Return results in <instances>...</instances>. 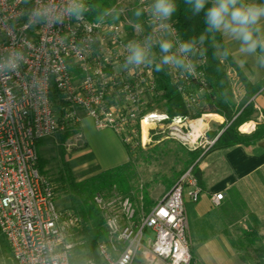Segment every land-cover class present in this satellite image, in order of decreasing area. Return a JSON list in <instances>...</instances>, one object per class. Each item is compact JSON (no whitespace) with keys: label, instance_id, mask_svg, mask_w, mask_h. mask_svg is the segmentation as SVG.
Wrapping results in <instances>:
<instances>
[{"label":"built area","instance_id":"2783aa9c","mask_svg":"<svg viewBox=\"0 0 264 264\" xmlns=\"http://www.w3.org/2000/svg\"><path fill=\"white\" fill-rule=\"evenodd\" d=\"M68 2L0 0V54L18 48L27 57L10 78L0 80V237L16 264H201L191 254L184 207V196L196 201L202 192L191 167L146 213L137 212L115 187L96 192L92 201L103 218L104 234L92 252L76 253L84 240L79 217L72 208L56 206L53 186L37 165V141L77 126L81 110L95 128L112 129L130 149L144 143V121L169 120V135L191 143L192 149L206 145L208 150L216 138L195 132L189 116L169 118L153 109L158 64L188 108L200 107L209 93L202 46L193 43L191 51H179L184 41L171 18L153 15L155 0H133L142 21L128 17L131 8L120 9L121 20L110 19L109 12L89 19L85 0H80L86 8L80 19L28 26L31 9L48 5L61 12ZM165 41L173 45L168 53L160 47ZM132 42L149 46L150 64L125 66ZM165 55L183 59L192 71L163 63ZM52 91L64 103L60 113ZM209 114L201 113L197 120ZM222 198L221 191L211 195L214 204ZM257 263L264 264V240Z\"/></svg>","mask_w":264,"mask_h":264},{"label":"crops","instance_id":"0c3cea01","mask_svg":"<svg viewBox=\"0 0 264 264\" xmlns=\"http://www.w3.org/2000/svg\"><path fill=\"white\" fill-rule=\"evenodd\" d=\"M241 2L250 4L246 0ZM258 27L261 31L257 36L264 38V18H261ZM219 33L237 69L251 84H259L250 99L255 111L239 127L240 131L251 132L257 123L264 122V63H261L264 51L256 49L254 53L241 52V40L230 33ZM225 63L229 75L238 83L239 93L245 95L246 90L238 82L236 70ZM208 116L219 119H209L204 125L206 132H220L224 118L218 113ZM79 121L85 123L87 129H93L95 134L92 141L96 145L104 143L116 153V161L105 169L128 161L126 147L112 129L98 130L82 110ZM76 131L77 134L80 131L79 122ZM211 138L214 137L206 134L205 139ZM74 152V155L81 154L79 148ZM96 164L97 161L93 165ZM197 166L202 192L196 201L184 196L192 257L201 264H258L260 245L264 240V137L249 145L237 144L211 150L199 160ZM78 167L88 172L86 163H79ZM220 191L223 198L214 204L211 195ZM252 229L255 230V236H248L247 231L252 232Z\"/></svg>","mask_w":264,"mask_h":264},{"label":"trees","instance_id":"16d2710c","mask_svg":"<svg viewBox=\"0 0 264 264\" xmlns=\"http://www.w3.org/2000/svg\"><path fill=\"white\" fill-rule=\"evenodd\" d=\"M119 1L120 0H85L84 3L87 6L86 15L89 19H99L110 9H114L109 18L121 20L123 16L120 9L131 8L133 10L128 11V17L133 19V22L142 21V14L139 16L135 15L138 11L135 3H129L126 8H123L120 6ZM174 2L176 4V11L171 16V20L177 29L179 37L184 43H199L207 57L203 73H205L209 93L206 95L205 101L200 107L194 109L188 108L180 93L177 91V88L171 85L164 75L162 64H158L159 70L157 66L155 75L159 90L157 101L161 104V111L165 112L169 118L174 116H189L195 118L200 116L201 113H218L224 118V121L220 132H207L209 137H215L216 139L206 152L201 153L199 149L189 150L190 162L178 173L172 182L168 183L166 190H168L177 177L189 167H191L193 174L197 177L198 183L200 184V170L197 165L199 160L207 152L237 144H253L264 137V122L257 123L251 132L244 133L238 129L243 122L252 117L255 111L250 99L253 93L259 88V84H251L243 73L237 69L226 51L219 31L207 30L208 25L205 22V14L208 8L212 6L213 0H207L204 9L198 13L194 11V0L193 3H189L188 0H174ZM255 4L264 5V0H255ZM254 35L257 36V33ZM201 37H203V39H201ZM257 49L260 51L259 47H257ZM219 50L221 51L220 54ZM225 62L229 63L236 70V74L241 79L246 90L243 99L238 104H235L232 100L227 81ZM51 99L54 103L55 111L60 113L64 103L59 100L58 93L52 91ZM74 129H76V127ZM72 130L73 128L60 133V139H65ZM40 141L41 140L37 141V145L40 144ZM124 146L129 155L130 148L126 144H124ZM127 162L113 168L99 170L79 181L72 175L70 167L62 164L61 178L66 182L65 186L67 188L65 193L69 195L73 210L79 217V224H81L79 232L84 239L83 243L75 248L77 254L82 255L92 252L94 243L104 234L103 218L92 201V196L96 192H108L109 189L115 187L121 194L127 195L131 199L137 212L146 213L155 205L156 202H152L146 193H142L140 196L137 193L134 196L131 195V189L127 182L129 178V166ZM45 163V160L41 159L37 152V165L42 173ZM255 228L256 221L254 218L253 229ZM247 232L248 236H255L256 234L255 230Z\"/></svg>","mask_w":264,"mask_h":264},{"label":"rangeland","instance_id":"374dc122","mask_svg":"<svg viewBox=\"0 0 264 264\" xmlns=\"http://www.w3.org/2000/svg\"><path fill=\"white\" fill-rule=\"evenodd\" d=\"M246 1H249L250 4H255V0ZM119 2L120 6L126 8L133 0H120ZM113 11L114 9H110L108 11L109 15L113 13ZM220 53L221 51L219 50V54ZM226 75L232 100L235 104H238L241 102L244 95L239 93L237 89L238 85H236L238 83L229 75L227 69ZM237 78L238 82L242 84L241 79L238 76ZM157 99L158 96L154 99L155 104L153 105V109H155L156 113H161V104ZM198 117H189L193 129L194 126L197 125L196 121ZM207 119L218 120L219 118L208 116L205 120H200L201 124L197 125V130L199 132H204L205 138L207 132L206 130L204 131V125ZM168 121L169 120H166L165 123L156 121L152 125H147L146 139L144 140L143 136H140L143 138L144 143L138 142L135 147L129 150V160L127 162L129 166V178L127 182L131 189V195L134 196L137 193L140 196L142 193H146L149 199L154 203L164 193L168 183L172 182L191 160L188 154L189 150H192L191 143L186 144L176 138H172V136L169 135L170 130ZM75 127H73L72 132H69L65 139H60L58 133H52L42 138L40 144L37 145L39 156L46 162L42 170L53 186L54 199L58 208L73 209L72 201L69 195L65 193L67 189L65 186L66 182L61 178L62 164L69 166L72 175L79 181L88 177L89 173L93 174L97 172L98 169L103 170L107 168L117 159L116 153L113 152L111 147L104 143L96 145L95 142L92 141L95 134L92 128L87 129L85 123L83 124V122L79 121L80 131L77 134L76 129H74ZM188 130L189 128L183 129L184 132ZM141 134L143 135L142 131ZM77 148L81 151L80 155L73 154ZM196 149L201 150V153H203L206 151V145L197 147ZM95 161H97V164L94 166L93 164H95ZM83 162L87 164L88 172L78 167V164ZM110 190L111 189H109L108 192H104L109 193ZM0 264H16L8 244L2 237H0Z\"/></svg>","mask_w":264,"mask_h":264},{"label":"clouds","instance_id":"9594fccd","mask_svg":"<svg viewBox=\"0 0 264 264\" xmlns=\"http://www.w3.org/2000/svg\"><path fill=\"white\" fill-rule=\"evenodd\" d=\"M23 2L27 3V0H23ZM188 2L193 3V0H188ZM206 3L207 0H194V11L200 12ZM84 11L86 8L80 0H69L61 12L52 6H38L27 13V24L28 26H35L36 24L53 25L62 23L65 17L80 19ZM175 11L174 0H155L152 5L153 15L163 21L169 20ZM135 15L139 16L141 12L138 10ZM205 15L207 30L230 33L241 40V52L254 53L257 47L264 51V38L254 35L261 31L258 24L261 18H264V5L243 4L240 0H213L212 6L208 8ZM0 23L3 22L0 21ZM4 28L8 29V25L4 24ZM12 28L14 29V25ZM160 47L164 53H168L173 45L171 42L165 41L160 44ZM191 49V43H184L180 45L179 51L187 53ZM128 51L129 55L126 57L125 66L151 63L149 46L132 42L128 45ZM26 59L24 52L18 48L4 50L3 54H0V80L10 78L11 74L18 71L21 63L25 62ZM163 63L173 64L177 68H186L188 71H192L190 64H186L183 59L175 55H165ZM261 63H264V58L261 59Z\"/></svg>","mask_w":264,"mask_h":264},{"label":"bare ground","instance_id":"6f19581e","mask_svg":"<svg viewBox=\"0 0 264 264\" xmlns=\"http://www.w3.org/2000/svg\"><path fill=\"white\" fill-rule=\"evenodd\" d=\"M196 124L198 125V124H201V121L198 119L197 121H196ZM147 122L146 121H144L143 123H142V132H143V135L141 134V136H143V138H144V140L146 139L145 137H146V127H147ZM197 125H195L194 126V131L195 132H197L198 130H197ZM143 138H142V140H143ZM143 140V141H144Z\"/></svg>","mask_w":264,"mask_h":264}]
</instances>
